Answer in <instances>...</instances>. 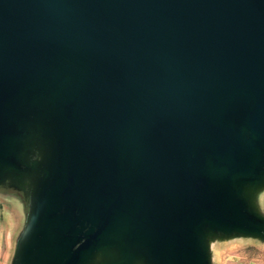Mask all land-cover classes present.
I'll return each instance as SVG.
<instances>
[{"label":"water","instance_id":"95a60500","mask_svg":"<svg viewBox=\"0 0 264 264\" xmlns=\"http://www.w3.org/2000/svg\"><path fill=\"white\" fill-rule=\"evenodd\" d=\"M0 185L12 264L264 238V0H0Z\"/></svg>","mask_w":264,"mask_h":264},{"label":"rangeland","instance_id":"374dc122","mask_svg":"<svg viewBox=\"0 0 264 264\" xmlns=\"http://www.w3.org/2000/svg\"><path fill=\"white\" fill-rule=\"evenodd\" d=\"M0 195L15 194L5 191L2 185H0ZM254 196V203L259 206V215L264 218V202L263 204L259 202V197H262V195ZM18 199L20 202L16 204L18 205V209L26 213L29 205L23 203L22 199L19 197ZM8 204H11V201L8 202ZM7 207H9V211L12 212L13 208H11V206ZM2 215V212H0V217H2ZM15 217L16 219L5 215L6 232L5 230H1L2 235L0 234L1 238H3L0 244V264H12L16 248L15 245L24 227L23 214L17 215L15 213ZM15 220H17L16 225L18 231L14 236L15 238L12 239L9 244L6 240V235L14 231ZM208 255L210 264H264V238L240 235H232L229 237L211 236L208 239Z\"/></svg>","mask_w":264,"mask_h":264},{"label":"crops","instance_id":"0c3cea01","mask_svg":"<svg viewBox=\"0 0 264 264\" xmlns=\"http://www.w3.org/2000/svg\"><path fill=\"white\" fill-rule=\"evenodd\" d=\"M262 196H264V192H262ZM10 201H11V204H8V202ZM16 202H17L16 195H0V212H2L3 214L2 217H0V234L2 233L1 230H5L6 232L5 214L15 215V213L9 211L10 209L7 206H11V208H13L12 211H17L18 212L17 215H21V213L23 214V210L21 211L20 209H18V205H14V203L17 204ZM258 207L259 206L257 205V208ZM14 222H15L14 231L11 232L9 235L8 234L6 235V240L9 244L11 243V240L15 238L14 236L16 232L18 231V227L16 225L17 220H15ZM1 235H0V244L2 243L1 240L3 239L1 238Z\"/></svg>","mask_w":264,"mask_h":264},{"label":"bare ground","instance_id":"6f19581e","mask_svg":"<svg viewBox=\"0 0 264 264\" xmlns=\"http://www.w3.org/2000/svg\"><path fill=\"white\" fill-rule=\"evenodd\" d=\"M262 192H264V189L262 190V191H260L259 193H257L256 195H262ZM17 202H19V199H18V201ZM16 202V203H17ZM259 202L260 203H262L263 204V202H264V197L262 196V197H259ZM20 203V202H19ZM14 205H16L15 203H14ZM21 206V205H20ZM22 211V210H21ZM13 213L15 212L16 214H18V212L17 211H12ZM7 217H12V218H14V219H16V217H15V215L13 214V215H9V214H5Z\"/></svg>","mask_w":264,"mask_h":264}]
</instances>
